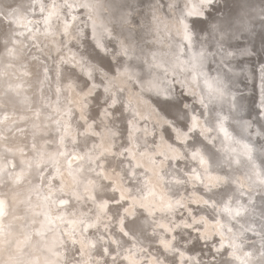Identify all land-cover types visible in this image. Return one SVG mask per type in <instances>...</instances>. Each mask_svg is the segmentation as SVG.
Here are the masks:
<instances>
[{
	"label": "clouds",
	"instance_id": "1",
	"mask_svg": "<svg viewBox=\"0 0 264 264\" xmlns=\"http://www.w3.org/2000/svg\"><path fill=\"white\" fill-rule=\"evenodd\" d=\"M56 2L61 8L71 4L69 16L87 6V18L69 20V44L78 62L93 66L92 75L83 73L80 63L68 67L83 79V85L77 82L79 87L90 90L88 106L79 111L72 139L39 173L40 183L31 195L49 193L48 205L44 201L27 203L24 191L9 185L10 177H0V199L7 204L5 214L0 216V264H82L81 257L85 258L83 264H91V242L127 247V241H131L132 246L143 245L145 252L154 254L161 239H169L174 250L182 252L181 264H230L232 253L225 251L229 245H220L249 220H253L255 231L247 234L239 254L247 258L246 264H264V242L260 239L264 235V63L257 69L258 114H254L248 94L239 83L242 76L249 82L257 77L250 66L238 69L235 64L244 56H257L258 45L264 46V0H207L202 16L187 18L190 42L184 41L179 31L181 12L199 0H174L176 7L171 10L169 0H152L151 4L158 5L159 17L167 18L166 50L157 48L160 41L154 38L149 8L147 17L136 22L141 0H135V4L130 0ZM121 12L130 13L128 25L119 23ZM91 22L111 32L103 47L88 34ZM129 28L132 35L141 32V38H133L130 43ZM121 40L129 45L127 53L121 51ZM236 42L243 47L234 46ZM221 46L234 54L240 50H247V54L225 58ZM4 75L7 73H0V108L12 109L17 105L13 95L17 85L3 79ZM206 81L220 91L210 89ZM69 93L79 96L75 89ZM33 96V103L43 104L35 91ZM94 105L99 115L90 118ZM73 106L80 109V104ZM33 114H39L38 109ZM193 117L198 122L195 129L191 126ZM130 121L136 128L131 139ZM221 121L230 133L234 152L224 151L229 142L217 127ZM89 123L92 133L87 132ZM4 124L0 119V144L4 142ZM80 124L83 131L77 127ZM184 125L186 138L176 140L175 130ZM244 144L250 147L247 154L242 149ZM193 150L201 151L208 160L207 171L219 178L216 183L209 184L199 161L192 159ZM69 153L76 157L71 158V164L65 159ZM4 158L5 152L0 151V162ZM44 163L48 161H42L41 167ZM197 175L200 180H196ZM34 179L29 175L25 187ZM45 179L47 184L41 189ZM57 179L60 185L53 183ZM61 198L68 199L69 204L90 203L93 208L107 201L111 210L99 223L89 215L92 209L82 214L91 217L89 224L96 225L87 231H81L80 224L63 227L61 221L43 235H36V208H54ZM229 201L233 206L236 202L244 204L248 212L239 220L227 217L223 208ZM130 223L137 229H131ZM217 225L223 226L224 237H219ZM90 229L95 230L91 235ZM170 256L166 262L161 258V264H172Z\"/></svg>",
	"mask_w": 264,
	"mask_h": 264
},
{
	"label": "snow or ice",
	"instance_id": "2",
	"mask_svg": "<svg viewBox=\"0 0 264 264\" xmlns=\"http://www.w3.org/2000/svg\"><path fill=\"white\" fill-rule=\"evenodd\" d=\"M39 7L40 13H46V15L43 18V24L45 25V35H52L55 36L57 34L65 37V39H62L60 41H56V50L60 51V47L63 46L65 49L68 50L70 55H68L66 58L64 56H61L59 58V64L54 69V72L56 74L57 82H60L61 75H63V81H64V88L66 92H69V90L72 89H79L80 93H83V96L80 98V109L79 111H84L87 106V100L88 96L90 95L89 91H84V89L79 87V84L77 83L76 79H73L71 77H68L65 75V67L68 65H77L78 62L76 60L75 53L72 52L70 48H68L69 42L72 39V24L69 22L76 21L79 14L71 15L69 16V8H71V4H64L63 7L56 2V0H50V4H45L43 0H35V5ZM207 6V0H199V3H193L190 5H187L183 8L181 12L182 19L180 20L179 24V31L182 34L184 41H191L192 40V33L189 29V24L187 22V18H196L199 16H202L203 8ZM169 10L176 7V4L174 3V0H169L168 3ZM80 9L84 10V16L87 18L89 16V13L87 12V6L81 7ZM158 5L151 4L149 6V11L152 16L153 25H157L160 22V17L157 13ZM63 10V11H62ZM9 12L7 9L3 10V13L0 14L3 18H7L9 16ZM56 26L54 27V22ZM119 23L121 25H128L130 23V13L129 12H121L119 16ZM143 27L142 25L140 26ZM88 34L91 35L92 39L95 40L97 46L103 47V41L107 39V37L111 36V32L107 31V29L103 27H97L95 22H91V27L87 30ZM133 30L129 28V42L131 43V40L133 39ZM82 35L84 33H81ZM7 38L4 40V48L7 49V56L13 57L18 49L15 47L8 48L7 45L9 43H12V35L11 30L6 34ZM121 51L124 53H127L129 51V45H126L123 40L120 41ZM221 54L225 58L233 57L234 55H246L247 50H240L237 53H232L231 51L227 50L226 48H223V46L220 47ZM92 67L91 65L85 66L83 63H80V69L83 73H85L88 76L92 75ZM47 66H44L43 69V75L44 79L47 80ZM41 73L37 74V79H39V76ZM206 84L210 89H214L215 91L219 92L220 88L216 87L212 82L206 81ZM20 85H17L15 89H13L14 92H16L17 95H19L18 89L20 88ZM262 95H261V104L264 106V79H262ZM60 91V88H57V92ZM11 95V94H9ZM8 109L6 108H0V119H3L7 121L9 117L7 115H4V113ZM60 109L58 108L57 111ZM72 108L69 107L65 113L67 117L72 116ZM37 117H39V114H36ZM57 125L56 131H58L59 137L58 140L56 138L53 139L52 143L56 144V149L54 152H49L47 150L45 142L42 144L40 143L39 139L37 138V132L39 131V126H36L33 124V127L36 129V131L33 132V143L31 144L29 151L32 153V155L29 157L25 152L23 147L17 148V152L19 153V159L16 162H13V159H9L7 156H5L3 162H0V177H3L5 179L11 178L9 181V185H15L17 188L22 189L25 194V199L27 203H31V193L33 191H36V184H32L30 186H27V178L29 175L33 176L34 178H38L39 173L43 172L44 168L49 167V165L53 162L55 159V156L60 154V148L65 144L66 141H69L73 137V127L72 124L69 122L68 119H57L55 121ZM130 123V139H131V133L135 132V124L133 122ZM192 128L195 129L198 126V122L195 119V117L192 118ZM78 129H84V125L80 124L77 125ZM220 132L224 134V137L229 142V147L225 148L224 151L226 152H234L235 149H231V136L227 128L224 127L223 122L221 121L217 125ZM186 129L187 125L183 126V129L177 128L175 130V138L176 140H182L186 138ZM93 131V125L89 123L87 125V132L92 133ZM77 135H79V132H77ZM27 147V145H25ZM244 154H247L250 152V147L247 144H244L242 146ZM110 150V149H109ZM8 152H11V149L7 150ZM93 151H98V149H93ZM191 156L193 160H198L201 167L205 170L207 174V180L209 184H214L218 181V177L212 175L210 172L207 171L208 169V160L205 158V156L201 153L199 150H193L191 152ZM71 153L68 154V156L65 157V159L68 160V163L71 164ZM47 160L48 163H44L41 167L42 161ZM99 163V161H98ZM17 169H19L17 171ZM57 172H59V169H56ZM51 173H49L50 175ZM196 180H200L201 176L197 175ZM61 181L59 180L58 185H60ZM44 184H47V180L45 179L43 184L40 185L41 189ZM76 198V194H74L73 199ZM85 199H89V197H85ZM121 199H123V195H121ZM51 200V196L47 192H43V201L45 205H48ZM59 204L61 206H68L69 200L61 198L59 200ZM169 208H171V204L168 205ZM7 208L6 201L3 199H0V216H3L5 214ZM50 208V207H48ZM95 218L97 223L100 222L101 216L106 212L111 210V206L107 201L97 203L95 206ZM127 211V209H125ZM223 212L227 215V217L232 218L233 220H239L241 217H243L247 212L248 209L246 206L242 203L236 202L235 206H233V202L229 201L224 204ZM45 217L43 221H40L37 219L36 224H39V228H35L36 235H43L45 231L47 230V225L52 222L51 216L49 215V212L45 211L42 213ZM35 215H37L35 213ZM57 219L60 221H64V216L60 215L57 216ZM91 219V217L85 219V218H77L73 219L71 221H68L70 224H80L81 225V231H87L88 228H95V224H89L88 220ZM123 223V221H121ZM253 220H249L246 223L245 227L238 228V231L235 233H232L230 236V239L226 240L224 244H221V247H224L225 244H228L229 247L225 248V251H231L233 256V262H230V264H246V257H242L240 253V249L242 244L244 243V239H247V234L250 232H254L255 229L252 227ZM84 225H87V228L84 227ZM126 227V225H125ZM262 229H264V225H262ZM163 230V229H162ZM217 232L219 237H224L225 230L223 229L222 225H217ZM132 235L134 236L135 233L133 232ZM178 235V233H177ZM121 236L123 237V231L121 232ZM261 241L264 242V235H261L260 237ZM75 242V241H74ZM128 246L123 247L116 243H105L100 242L97 244L96 242H91L90 247L94 250L92 254V260L91 264H101V261L103 264H150V261L153 262V264H161V258L166 262L169 259V254H171L170 258L172 261V264H181L182 260V252L175 251L174 245L170 242L169 239H161L159 241V245L155 249L154 254H150L149 252H145L143 250V245L138 246H132L131 241H127ZM82 250V249H78ZM190 251V249H189ZM84 257H81V261L83 264ZM183 264H188L187 261H184Z\"/></svg>",
	"mask_w": 264,
	"mask_h": 264
},
{
	"label": "bare ground",
	"instance_id": "3",
	"mask_svg": "<svg viewBox=\"0 0 264 264\" xmlns=\"http://www.w3.org/2000/svg\"><path fill=\"white\" fill-rule=\"evenodd\" d=\"M43 2L45 4H50V0H43ZM60 2H62V0H60ZM130 3L135 4V0H130ZM151 3L152 0H141V6L137 9V16L135 18L138 24L141 20L147 17L148 8ZM34 5L35 0H0V14H2L3 10L5 9H7L10 14L6 19L0 16V41H2V44L0 46V73H7V75L3 76V79L8 80L13 85H20L21 87L18 89L20 93L24 90L28 93L32 92V95H26L24 93L17 95L16 93H14L13 95L15 96V99L17 101V105L15 108L11 109V111L9 112L10 114H8L7 111L4 113V115H7L9 119L5 121V124L3 126V143H6L8 146L12 147L9 148L12 151L8 152L7 148H1V144L0 151H4L5 156H7L9 159H13V162H16L19 159V153L16 151L19 147H23L24 152L29 157L32 155V153L29 151V148L33 143V132L36 131V129L33 127V124L38 125L42 118L40 114L39 117L35 115V118L29 124V121L27 120L29 114L30 116L34 115V110L38 109V111H40L45 106L47 111L50 114L54 115L57 119H61L62 116L64 119H68L72 124V127L74 128L76 127L75 121L79 115V108L74 107L73 104H80V98L81 96H83V93H80V90L78 88L75 89V92L79 93V96L75 95V93H69L65 91L63 75H61L60 82H57L54 69L59 64V58L61 56H64L66 58L68 55H70V53L63 46L60 47V51L56 50L55 42L65 39V37L59 34L55 36L45 35V25L43 24V18L46 13H40L39 7ZM83 13L84 10L79 9L76 14H79L81 19H84ZM224 15H226V13ZM36 19L42 20V23L38 26L35 23ZM166 19L167 18L165 16L161 15L158 26L155 24L153 25V35L154 38L160 41V43L157 45V48L160 50H166V45L168 43V32L165 23ZM214 22L215 21H213L212 23ZM53 23L55 27V21ZM17 27L20 28V31L14 30V28ZM210 27L211 24H209V28ZM9 30H11L13 40L12 43H9L7 45V47H15L16 49H18L13 57L7 56V49L3 46L4 40L7 38L6 34L9 32ZM141 36V32L133 34L134 39H140ZM27 43H31L34 48L39 50L38 53H31L33 55L30 58L29 50L31 49L25 47ZM234 46L243 47V45L239 42H236ZM258 47L260 48V51L258 52L257 56H244L235 61L236 67L238 69H243L245 66H250L253 75L257 77L251 82H249V80L244 78L243 76L239 79L241 88L248 94L247 100L250 104V107L253 109L254 114L259 113V109L256 107L259 102L260 96L257 69L260 63H264V46L258 45ZM68 48H70L72 52L74 51L71 44L68 45ZM255 50L256 49H254V51ZM22 60L26 62L25 66H21V63H23L21 62ZM44 66H47L48 68L47 80L44 79L43 75ZM39 67L40 71H38ZM10 68H13L24 77L37 73H41V75L39 76V79L25 82V80H23L24 77L21 78L19 76H16L11 70H9ZM65 75L76 79L78 83H80L81 81L83 82L82 78L80 81L77 79L78 76H80L79 73L75 72V70L73 69H70L68 66L65 67ZM82 82L80 83L81 85H83ZM58 87L60 88L59 92H57ZM34 91L38 96L42 98V105H37L32 102L35 99V97L33 96ZM69 99H71L72 103H69ZM252 101H254L255 107L252 106ZM69 107H71L73 110V115L70 118L65 115ZM58 108L60 109L59 111H57ZM26 110H29L30 112L27 113ZM91 111L92 115H90V118H95L99 115V109L96 108L95 105L93 106V109ZM36 118H38V121L36 120ZM17 121L19 122L16 123ZM42 124L47 125H45L46 127L41 126L39 128V131L37 132V138L42 144L45 141L50 140V143L46 144V147L49 152H54L56 149V144L51 143V140L54 138V134L56 135V138L58 140L60 133L56 131L57 125L53 120H49L48 122ZM141 126H143V122H141ZM46 129H50L51 133H45ZM79 131H83V129H79ZM92 139L95 140L96 138L93 137ZM25 145H27V147H25ZM79 150L81 152L84 151L83 148H80ZM69 159H71V157H69ZM18 170L19 169H17V171ZM49 171H51V169H49ZM39 183L40 181L38 178L33 180V184ZM53 183L58 185L59 180L57 179ZM43 187L44 186H42V188ZM31 199L37 204H42L43 192L33 193L31 195ZM54 208L56 209V211L54 210L56 213H65L63 216L65 218L64 222L66 223L77 218L87 219L88 217L82 216V214L89 213V209H92L91 213H89V215L91 216H95L96 212L95 208H93L90 203L77 204L74 201L70 202L69 207L67 208L61 205H58ZM45 211L50 212V216L52 213H54L49 208L42 209L40 207H37L35 212L37 214L36 218L40 221H43L45 217L42 213ZM73 213H75V215H73ZM57 220V225L61 224V221L59 219ZM64 224L65 223H63V225ZM54 225L55 224L53 222L48 224V226H51L49 228H54ZM68 225H66V227H68ZM34 227L39 228L40 225L36 224ZM129 227L133 230L137 229V225L134 223H130ZM94 231V229H90L89 234L91 235ZM149 251H152V249H149Z\"/></svg>",
	"mask_w": 264,
	"mask_h": 264
},
{
	"label": "rangeland",
	"instance_id": "4",
	"mask_svg": "<svg viewBox=\"0 0 264 264\" xmlns=\"http://www.w3.org/2000/svg\"><path fill=\"white\" fill-rule=\"evenodd\" d=\"M35 23H36V25L38 26L39 24H41L42 23V20L41 19H36L35 20ZM38 23V24H37ZM14 30H19L20 31V28L19 27H17V28H14ZM25 47L26 48H29V49H31V50H29V53H30V55H29V58L30 57H32V55L33 54H31V53H38L39 52V50L38 49H36V48H34L33 46H32V44L31 43H27L26 45H25ZM21 62H23V63H21V66H25L26 65V62H24V60H22ZM9 70H11L16 76H19V77H24V76H22L21 74H19L17 71H15L13 68H10ZM38 71H40V67L38 68ZM38 74V73H37ZM37 74H32V75H28V76H25L24 78H23V80H25V82H30V81H32V80H36L37 79ZM26 94V95H32V92H26L25 90L24 91H22L21 93H20V91H19V94ZM11 111V109H8L7 110V112H8V114H10L9 112ZM26 112L27 113H29L30 111L29 110H26ZM40 113V116H41V121L39 122V124H38V126H39V128L41 127V126H44V127H46L45 125H47V124H42V123H45V122H48L49 120H53V121H56L57 120V118L54 116V115H52V114H50L48 111H47V109L45 108V106L39 111ZM35 118V115H31L30 116V114H29V116H28V118H27V120L29 121V124H30V122L33 120ZM38 118H36V120H37ZM38 121V120H37ZM19 121H17L16 123H18ZM51 133L50 132V129H46L45 130V133ZM54 138H56V135L54 134ZM53 138V139H54ZM53 139L51 140V143H52V141H53ZM57 139V138H56ZM50 141V140H49ZM1 148H3V149H5V148H7V149H9V148H12V147H10V146H8L6 143H2L1 144ZM51 211H53L54 213H52L51 214V220H52V222L55 224L54 226L56 227L57 226V222L56 221H58L57 220V216H60V215H62V213L60 212H58V213H56L55 211H56V209L55 208H53V207H50L49 208ZM55 210V211H54ZM58 211V210H57ZM48 212V211H47ZM39 213V212H38ZM50 213V212H49ZM65 213H63V215H64ZM65 224L63 225V227H66V225H68V223H66V222H64ZM69 226V225H68Z\"/></svg>",
	"mask_w": 264,
	"mask_h": 264
},
{
	"label": "water",
	"instance_id": "5",
	"mask_svg": "<svg viewBox=\"0 0 264 264\" xmlns=\"http://www.w3.org/2000/svg\"><path fill=\"white\" fill-rule=\"evenodd\" d=\"M1 44H2V41H0V46H1ZM260 57H261V55H260ZM76 75H77V74H76ZM79 75H80V74H79ZM77 79L80 81V80H81V77L78 76ZM81 82H82V81H81ZM81 82H80V83H81ZM82 83H83V82H82ZM252 102H253V103H252V106L255 107V105H254V101H252ZM125 125H126V123H125ZM63 207H66V208H67V207H69V205H68V206H63ZM49 227H51V226H48V225H47V228H49Z\"/></svg>",
	"mask_w": 264,
	"mask_h": 264
}]
</instances>
